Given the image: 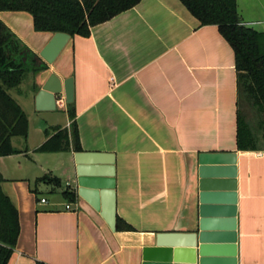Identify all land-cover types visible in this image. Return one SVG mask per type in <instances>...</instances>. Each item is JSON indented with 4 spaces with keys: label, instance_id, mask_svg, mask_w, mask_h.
I'll use <instances>...</instances> for the list:
<instances>
[{
    "label": "crops",
    "instance_id": "crops-1",
    "mask_svg": "<svg viewBox=\"0 0 264 264\" xmlns=\"http://www.w3.org/2000/svg\"><path fill=\"white\" fill-rule=\"evenodd\" d=\"M237 6L246 25L264 31V0ZM0 23L39 58L54 36L37 32L27 12H0ZM46 65L8 90L29 122L26 138H12L18 154L0 157L2 188L20 219L8 264H142L156 235L195 229L204 153L237 154L238 264H264V149L237 147L236 57L217 26H202L180 0H142L89 37H71ZM51 74L63 85L72 80L73 100L63 90V109L56 103L38 111L36 97ZM60 109L64 123L54 117ZM73 121L79 152L114 158L117 222L132 231H117V223L112 231L86 201L66 198L78 153ZM57 128L68 131L71 148L38 152Z\"/></svg>",
    "mask_w": 264,
    "mask_h": 264
},
{
    "label": "trees",
    "instance_id": "trees-1",
    "mask_svg": "<svg viewBox=\"0 0 264 264\" xmlns=\"http://www.w3.org/2000/svg\"><path fill=\"white\" fill-rule=\"evenodd\" d=\"M142 0H0V12H27L33 16L37 32L66 33L71 37H89L92 28L106 23L133 9ZM202 26H217L221 35L235 52L238 87L237 147L242 151L260 150L258 139L244 123L240 111L242 99L253 104L264 116V31L246 25L239 13L237 0H180ZM47 65L10 30L0 23V157L18 154L12 138L28 135V117L8 90L17 87L28 72H42ZM75 118L72 106L68 110ZM264 142V117L262 121ZM57 133L44 143L38 152L58 153L72 147L81 151L77 125ZM48 133V132H47ZM44 178L42 181L46 180ZM58 182L57 179H51ZM4 178L0 173V264H8L20 235L19 212L3 191ZM66 198L74 201L77 195L67 190ZM132 231L117 222V231ZM37 264H46L37 262Z\"/></svg>",
    "mask_w": 264,
    "mask_h": 264
},
{
    "label": "water",
    "instance_id": "water-1",
    "mask_svg": "<svg viewBox=\"0 0 264 264\" xmlns=\"http://www.w3.org/2000/svg\"><path fill=\"white\" fill-rule=\"evenodd\" d=\"M71 36L55 33L40 53L52 65ZM73 100L72 80L63 85L55 75L36 97L38 111L56 110L57 97ZM73 191L116 231V170L114 158L96 153L75 154ZM237 154L204 153L198 157L199 220L193 232L158 234L143 249L142 264H238Z\"/></svg>",
    "mask_w": 264,
    "mask_h": 264
},
{
    "label": "rangeland",
    "instance_id": "rangeland-1",
    "mask_svg": "<svg viewBox=\"0 0 264 264\" xmlns=\"http://www.w3.org/2000/svg\"><path fill=\"white\" fill-rule=\"evenodd\" d=\"M259 29H262V27H257ZM240 111L242 113V116L244 118V123L247 125V127L252 131V133L257 137L259 143V147L261 149H264V142L262 139L263 131H262V121H263V114L260 113V111L253 106V104L247 102L246 100L242 99ZM55 120L58 123H64V120L66 118V115L63 110H59L55 115Z\"/></svg>",
    "mask_w": 264,
    "mask_h": 264
},
{
    "label": "built area",
    "instance_id": "built-area-1",
    "mask_svg": "<svg viewBox=\"0 0 264 264\" xmlns=\"http://www.w3.org/2000/svg\"><path fill=\"white\" fill-rule=\"evenodd\" d=\"M65 103H66V102H65L64 99H58V100H57V106L60 107V108H62V109L65 107ZM41 202H42V203H46V199L43 198V199L41 200ZM66 209H67V210H72V206H71L70 204H68V205L66 206Z\"/></svg>",
    "mask_w": 264,
    "mask_h": 264
}]
</instances>
